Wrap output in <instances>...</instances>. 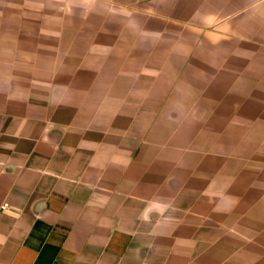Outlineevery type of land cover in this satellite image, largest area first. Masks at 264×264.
Instances as JSON below:
<instances>
[{
	"label": "crops",
	"instance_id": "0c3cea01",
	"mask_svg": "<svg viewBox=\"0 0 264 264\" xmlns=\"http://www.w3.org/2000/svg\"><path fill=\"white\" fill-rule=\"evenodd\" d=\"M0 264H264V0H0Z\"/></svg>",
	"mask_w": 264,
	"mask_h": 264
},
{
	"label": "clouds",
	"instance_id": "9594fccd",
	"mask_svg": "<svg viewBox=\"0 0 264 264\" xmlns=\"http://www.w3.org/2000/svg\"><path fill=\"white\" fill-rule=\"evenodd\" d=\"M153 210L158 211V212H163V211H167V207L163 206V205H159V204L151 205L148 209L145 210V214H144V219L145 220H148V218H149L147 213L150 212V211H153Z\"/></svg>",
	"mask_w": 264,
	"mask_h": 264
},
{
	"label": "built area",
	"instance_id": "2783aa9c",
	"mask_svg": "<svg viewBox=\"0 0 264 264\" xmlns=\"http://www.w3.org/2000/svg\"><path fill=\"white\" fill-rule=\"evenodd\" d=\"M6 206H3V208H5Z\"/></svg>",
	"mask_w": 264,
	"mask_h": 264
}]
</instances>
